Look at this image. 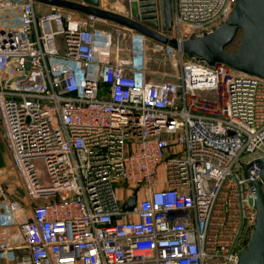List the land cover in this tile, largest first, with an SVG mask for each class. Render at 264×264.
I'll list each match as a JSON object with an SVG mask.
<instances>
[{
	"label": "built area",
	"instance_id": "2783aa9c",
	"mask_svg": "<svg viewBox=\"0 0 264 264\" xmlns=\"http://www.w3.org/2000/svg\"><path fill=\"white\" fill-rule=\"evenodd\" d=\"M236 3L172 0V38L214 33ZM46 7L0 0V141L24 195L0 190V264H240L264 79ZM153 51L168 82L151 80Z\"/></svg>",
	"mask_w": 264,
	"mask_h": 264
},
{
	"label": "water",
	"instance_id": "95a60500",
	"mask_svg": "<svg viewBox=\"0 0 264 264\" xmlns=\"http://www.w3.org/2000/svg\"><path fill=\"white\" fill-rule=\"evenodd\" d=\"M35 1L67 12L94 16L137 32L151 41L178 51L188 59L203 61L210 66L225 65L235 71L264 79V0H237L230 18L219 29L203 38L187 41L172 38V0H131L128 16L103 9L102 0ZM237 41H240L239 50L230 51ZM252 187L256 197V225L240 264H264V170L262 183ZM135 204L134 199L130 200L124 211H132Z\"/></svg>",
	"mask_w": 264,
	"mask_h": 264
},
{
	"label": "rangeland",
	"instance_id": "374dc122",
	"mask_svg": "<svg viewBox=\"0 0 264 264\" xmlns=\"http://www.w3.org/2000/svg\"><path fill=\"white\" fill-rule=\"evenodd\" d=\"M131 0H104L102 8L109 10L121 15H129V3ZM40 7H45L46 5L39 4ZM117 7V8H116ZM42 8V10L49 11L52 7L47 6ZM104 24L114 30H118L114 24L104 22ZM129 37L122 38L124 46H129ZM240 48V41H237L231 48L230 51L237 52ZM148 67L151 74V80L155 83L168 82L169 78H159L158 75H170L174 73L176 68L174 63L167 57L163 51L152 52L148 59ZM161 176H164V172L161 171ZM0 190L6 195L11 201H18L23 203V191L19 184V180L14 173L10 157L7 148L3 142L0 141Z\"/></svg>",
	"mask_w": 264,
	"mask_h": 264
}]
</instances>
